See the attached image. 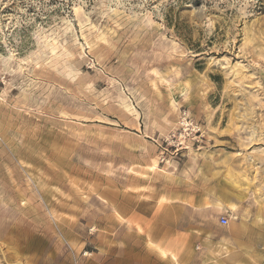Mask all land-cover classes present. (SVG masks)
I'll list each match as a JSON object with an SVG mask.
<instances>
[{
    "label": "rangeland",
    "instance_id": "374dc122",
    "mask_svg": "<svg viewBox=\"0 0 264 264\" xmlns=\"http://www.w3.org/2000/svg\"><path fill=\"white\" fill-rule=\"evenodd\" d=\"M254 142L264 0H0V264H264Z\"/></svg>",
    "mask_w": 264,
    "mask_h": 264
},
{
    "label": "crops",
    "instance_id": "0c3cea01",
    "mask_svg": "<svg viewBox=\"0 0 264 264\" xmlns=\"http://www.w3.org/2000/svg\"><path fill=\"white\" fill-rule=\"evenodd\" d=\"M137 127H138L137 129H140L141 128V124L138 123ZM248 150H250L252 153H259V152L264 150V145L261 144V142H254V143H252V144H250L248 146ZM230 159H235V160L237 159L239 161L241 160L240 157H234V158H230ZM261 163L264 164V160ZM228 164L230 165L231 163L229 162ZM224 165L227 166V163L225 162V160H224ZM226 166H224V168H223V175H222L223 201H221V200L214 201V207L217 210H219L216 207V205L218 203H220V204H222L223 208L225 209V210H222L223 212H226V213H237L238 212V207H237V205L235 203L231 202V196H232V191L234 190V189H232V183L237 178L236 173L240 172V169L237 170L236 168H231L230 166L229 167H226ZM232 175H233V178H232ZM259 177H260V180H263V178H264V169L261 170ZM230 205H234L235 206V208H236L235 212L231 211L230 208H226V206L229 207ZM219 211H221V210H219ZM243 223H244V221L241 222V224H243ZM246 223H251V222H246ZM223 244L228 246L229 250L233 248V247H231L232 244L229 241L228 242L224 241Z\"/></svg>",
    "mask_w": 264,
    "mask_h": 264
},
{
    "label": "bare ground",
    "instance_id": "6f19581e",
    "mask_svg": "<svg viewBox=\"0 0 264 264\" xmlns=\"http://www.w3.org/2000/svg\"><path fill=\"white\" fill-rule=\"evenodd\" d=\"M184 85H185V87H187L188 86V83H187V81H185L184 82ZM186 93V92H185ZM185 93H184V96H185ZM171 98V97H170ZM175 104V103H174ZM172 105V104H171ZM124 107H125V109L126 110H130L131 108H133V107H131V106H129V104H125L124 105ZM172 107H173V109L175 110V107L172 105ZM121 110V109H120ZM101 119V118H100ZM134 126V128L137 130V125L136 124H134L133 125ZM255 133V132H254ZM207 206V205H206ZM216 207L219 209V210H225L224 208H223V206H222V204H220V203H218L217 205H216ZM226 208H230L231 209V211H233V212H235V210H236V208H235V206L234 205H230L229 207L228 206H226Z\"/></svg>",
    "mask_w": 264,
    "mask_h": 264
},
{
    "label": "built area",
    "instance_id": "2783aa9c",
    "mask_svg": "<svg viewBox=\"0 0 264 264\" xmlns=\"http://www.w3.org/2000/svg\"><path fill=\"white\" fill-rule=\"evenodd\" d=\"M219 223L222 225L226 224L227 223V217L225 215H221L219 217Z\"/></svg>",
    "mask_w": 264,
    "mask_h": 264
}]
</instances>
